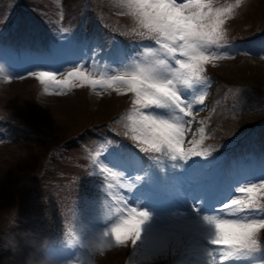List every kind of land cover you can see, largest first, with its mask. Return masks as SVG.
I'll list each match as a JSON object with an SVG mask.
<instances>
[{"label": "rangeland", "instance_id": "1", "mask_svg": "<svg viewBox=\"0 0 264 264\" xmlns=\"http://www.w3.org/2000/svg\"><path fill=\"white\" fill-rule=\"evenodd\" d=\"M4 1L0 35L3 32H9L14 18L22 20L23 27L28 25L25 14L21 16L18 14V9L22 8L21 0ZM104 1L106 2L103 4L104 8L109 7L110 12L106 15L110 19L117 23L128 22L131 28L138 31L134 20L128 15L127 9L120 5L121 0ZM47 2L46 13L54 21L57 3L60 4V2L59 0H47ZM65 2L63 1L67 6V2L70 3L72 0H65ZM218 3H234V0H218ZM33 6L34 4L31 7ZM76 12L78 11L70 4L67 18L75 19H66L65 24L68 29L80 27L81 13L79 12L77 15ZM81 12L84 13L86 10ZM6 23L9 24L7 28H5ZM262 26H264V0H244V3L225 21V38L218 47L220 52L217 53L224 58L205 66V76L209 75L210 79H214V83L207 88V92L190 90L189 99L193 101L199 95L206 93L203 105L194 103L196 119L191 125L192 131L186 137L184 145L189 147L188 140L200 139V126L205 129L203 147L208 150L209 155L204 158H194L197 161V167L182 173L185 177H193L192 181L195 185H199V189L206 187L207 182H211L208 187H220L236 184L244 179L259 181L264 177V153L253 145V134L248 136V143L245 141L238 149L240 154L238 177L229 183L225 176H221L223 168L229 169L227 153L232 148V139L243 135V132L253 122L256 123V120L259 124L263 120L264 52L255 43L258 42L256 38L250 43L240 42L245 39L246 34L253 35L257 31L264 30L261 29ZM87 28L92 27L87 24ZM95 31L96 36L100 32H105L99 29ZM83 32H80L81 36L73 34L68 44L70 45L68 51H84L92 45V58L85 61L86 66L97 74H111L110 70L116 69L115 66L120 64L124 60V56L127 55L122 43L119 40L113 43L111 40L109 42L107 37L102 36L101 45L103 46L96 42H91L88 45L85 44L88 41L82 42ZM11 37L12 35H7L6 40H10ZM61 40L62 32L59 30L58 22L43 43L34 42L31 46H26L25 42L21 41V45H19L17 44L18 40H15L12 44L15 49L12 51L14 57L43 54V57L37 58L35 64L30 68L20 70L15 64L16 70L10 71L11 60L17 59L18 65H25L30 60L20 57L9 59L0 54V66L3 67V70L0 71L3 82H0V264H21L29 257L30 254H27L29 248H33L31 257L35 264H167L171 260L177 261L174 264H212L210 257L201 254L196 246L192 245V239L184 234L185 229L179 224L166 225L170 229L171 241L163 253L156 251L153 247L145 246L139 247L131 256L127 255L128 245H113L102 252L95 249L91 240L98 235L105 224L109 223L105 219V214L113 209L114 205L109 207L108 199L102 193L99 195L93 192L90 195L85 192L87 188L74 189L73 185L75 182L80 185L90 183L96 185L88 181V176H102L96 165L105 166L108 163L107 153L113 146H123L131 150L132 154H138L131 149L128 139H121L119 132L111 130V126L123 128L121 131L126 135L127 116L132 107V94L118 95L115 92H102L98 96L93 91V94L86 95V92L81 90L82 88L71 89L77 93L68 90L61 95L55 94L51 89L49 92H45L44 86L28 73L54 68V64L51 67L48 63L52 55L66 56L60 52ZM231 42L238 43L230 45ZM251 43L256 47H249ZM260 44L264 47V40H261ZM233 45H239L245 51L236 53ZM1 48L2 43H0ZM111 49L115 50L114 53L106 59L103 57L104 59L101 61L99 57ZM148 50L146 48L143 52L136 53V56H139L137 59L143 61ZM152 50L158 51L159 48ZM117 56L120 62L116 61ZM60 61L63 64L57 63L56 65H61L62 68L69 63L67 59ZM20 76L24 78H16ZM233 107L236 109L242 107L243 115L229 119V110ZM200 114H203L204 118L200 117ZM8 115L25 125H30L35 129V132L37 130L34 138L36 141L13 145L12 143L17 138V128L5 118ZM107 124L109 126L111 124L109 129L105 127ZM91 125H96V129H94L93 135L87 133L89 137L84 144H76L74 149L70 148L68 154L64 155L63 152L67 150L61 149L59 153L63 159L60 161L51 159L45 161L47 153L67 139L75 140L79 132ZM262 131L264 132V129ZM216 132L229 134V137L215 141L213 138L211 139V133ZM102 134L106 136L105 139L102 138ZM28 136L29 134L23 129L22 139ZM93 150L95 152L92 153ZM137 159L140 165V159L138 157ZM85 164L89 167L87 168ZM44 165L46 168L43 174ZM154 166L160 168V174L162 173L163 177L172 173L171 162L166 158H160L159 164L154 160ZM139 168L130 170V175L122 172L118 180L112 181V183H116L120 195H124L129 190V184L135 183L131 180H134L136 174H141ZM153 169L154 167L149 171L152 172ZM114 171H118V169L114 168ZM40 174H43L40 186H44V188L33 195L32 181L34 182L36 175ZM76 176L79 178L77 179ZM4 181H10L11 188ZM51 181L59 183L52 191L48 186V182ZM108 182L106 181L102 185L103 189H106ZM121 184L124 185L123 188L119 187ZM182 190H185L183 183L178 185L177 192L169 198L178 201L177 203L173 202V205L166 204L170 211L182 214L190 206L191 200L188 205L182 202L181 196H185ZM44 197L49 198L50 209H43L40 202ZM10 198L14 199L15 205L10 212L6 213L4 210L10 206L7 205ZM33 208L40 211L37 210L34 215ZM170 211H163V214L168 215ZM40 213L46 217L47 225L52 226L53 223L48 224L49 220L54 221L63 227V231L60 234L54 233V231L51 234L48 233L46 242L39 238H32V234L31 238L19 237L16 233L18 226L30 228V231L37 236L42 234L38 225H35L36 223L40 224L37 220ZM262 241H264V235H262ZM171 242L173 249L170 253ZM209 248L214 249L215 246H209ZM226 264H232V262H226Z\"/></svg>", "mask_w": 264, "mask_h": 264}, {"label": "snow or ice", "instance_id": "2", "mask_svg": "<svg viewBox=\"0 0 264 264\" xmlns=\"http://www.w3.org/2000/svg\"><path fill=\"white\" fill-rule=\"evenodd\" d=\"M121 3L134 20L138 34L153 40L158 51L149 49L143 61H121L111 74L90 71L85 62L79 66L73 63L66 72L58 67L28 73L44 86L45 92L51 89L57 95L86 86L98 96L102 92L132 94L126 126L134 147L141 153L158 154L153 157L157 164L160 158L171 162V174L162 178L160 168L154 166L152 172L136 174L129 190L117 195L112 191V181L118 180L122 172L130 175V170L140 165L131 150L123 146L111 148L108 163L101 166L100 172L109 181L105 190L114 208L105 214L109 223L91 240L93 246L102 252L113 245L130 243L133 248L153 247L163 253L171 241L166 225L179 224L185 229L184 234L195 241L196 249L211 258L212 264H264V177L259 181L244 179L220 187H201L189 196H181L185 205L191 200L184 213L163 214L165 205L171 203L169 198L183 183L182 173L197 167L194 158L209 155L203 147V127L199 128L200 139H190V146H184L196 119L194 103L203 105L206 95L193 101L187 90L204 83L206 65L224 58L215 48L225 38V21L244 0L223 4L218 0ZM232 47L236 53L245 51L239 45Z\"/></svg>", "mask_w": 264, "mask_h": 264}, {"label": "trees", "instance_id": "3", "mask_svg": "<svg viewBox=\"0 0 264 264\" xmlns=\"http://www.w3.org/2000/svg\"><path fill=\"white\" fill-rule=\"evenodd\" d=\"M261 29H264V26H262ZM259 32L264 33V30L259 31ZM22 163H23V162H22ZM4 182H5V183L11 188V182H10V181H4ZM5 190H7V189H5ZM32 190L34 191V185H33V187H32ZM7 205H10V206H9L7 209L4 210L6 213L10 212V211L12 210V208L14 207V205H15V201H14V199H13V198H10V199L8 200Z\"/></svg>", "mask_w": 264, "mask_h": 264}, {"label": "clouds", "instance_id": "4", "mask_svg": "<svg viewBox=\"0 0 264 264\" xmlns=\"http://www.w3.org/2000/svg\"><path fill=\"white\" fill-rule=\"evenodd\" d=\"M21 264H35V262L32 260L31 254L29 257H27L24 261L21 262Z\"/></svg>", "mask_w": 264, "mask_h": 264}, {"label": "bare ground", "instance_id": "5", "mask_svg": "<svg viewBox=\"0 0 264 264\" xmlns=\"http://www.w3.org/2000/svg\"><path fill=\"white\" fill-rule=\"evenodd\" d=\"M201 116H203V117H204V115H203V114H201Z\"/></svg>", "mask_w": 264, "mask_h": 264}]
</instances>
